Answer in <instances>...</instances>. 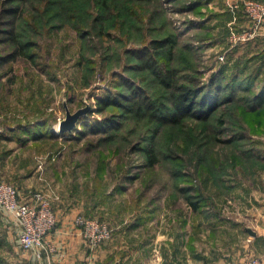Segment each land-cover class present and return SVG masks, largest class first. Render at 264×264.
Here are the masks:
<instances>
[{"label":"rangeland","instance_id":"1","mask_svg":"<svg viewBox=\"0 0 264 264\" xmlns=\"http://www.w3.org/2000/svg\"><path fill=\"white\" fill-rule=\"evenodd\" d=\"M194 1L0 0V180L20 190L29 179L23 189L45 193L54 210L77 208L75 224L79 215L107 221L111 239L95 249L85 242L91 251L112 241L119 223L149 221L156 211L179 225L186 216L195 229L205 224L203 240H212L215 225L264 226L260 53L250 58L256 54L244 44L231 49L229 16L217 21L205 2L190 9ZM11 31L29 44L25 55L15 53ZM164 38L176 42L173 52L170 44L146 52ZM147 53L162 72L177 66L181 83L222 88L224 102L207 118L160 123L155 107L169 104L170 89L141 62ZM135 93L148 102L141 111L98 102ZM86 106L75 129L59 131L67 108ZM151 146L154 165L144 151ZM236 233L238 243L233 231L223 232L227 252L240 248L242 264L264 260V230L247 246L254 235Z\"/></svg>","mask_w":264,"mask_h":264},{"label":"crops","instance_id":"2","mask_svg":"<svg viewBox=\"0 0 264 264\" xmlns=\"http://www.w3.org/2000/svg\"><path fill=\"white\" fill-rule=\"evenodd\" d=\"M243 1L204 0L203 2L205 6H209L210 12L217 21L229 16L228 20H225V32L232 35L233 31L249 30L252 33L251 38L246 41L232 42L230 47L239 49L241 45H246L247 51L250 50L256 54L250 58H255L260 53L262 66L259 69L264 74V19L259 22L254 20L244 9ZM259 1L264 2V0ZM219 3L224 5V9L220 11L216 9ZM236 3H241V5L236 7ZM251 77L255 80L257 74L252 73ZM6 154L8 153L5 152ZM19 183L23 198H31L32 193L23 189L29 186V179H23ZM152 209L154 207L150 208ZM55 212L58 222L47 236V239L55 246V250L51 253L42 249L31 252L22 251L21 227L17 219L9 213L0 215V264H17L20 260L41 264H242L241 256L239 258L236 254L237 250L240 252V248L236 249L233 245L234 250L229 247V252H227L222 247L223 232L233 231L236 234L234 240L238 243L242 234L236 232L240 231V228H244L245 231L252 228L256 231L255 238L249 241L247 239L248 242L242 238L243 246H247L263 237L261 229L264 230V226L256 230L255 227L242 223L215 225L213 227L215 235L212 240H205V238L203 240L204 234L200 231L205 229V224L195 229L193 227L195 225L190 223V216H186L182 218L179 225L170 216H168L169 221L168 219L165 221L164 213L166 212L162 211L157 214L156 211L149 221L138 220L127 226L125 223H119L114 239L94 252L87 247L80 227L74 222L79 210L56 204ZM194 237H196L195 245L190 246V239Z\"/></svg>","mask_w":264,"mask_h":264},{"label":"built area","instance_id":"3","mask_svg":"<svg viewBox=\"0 0 264 264\" xmlns=\"http://www.w3.org/2000/svg\"><path fill=\"white\" fill-rule=\"evenodd\" d=\"M240 5L241 3L235 4L236 7ZM243 5L254 20L259 22L264 19V2L244 0ZM251 35L249 30L233 31L232 42L246 41L251 38ZM0 205L18 220L21 227L20 245L24 251L31 252L42 249L51 253L55 250V246L47 239V236L55 228L57 216L45 193L35 191L31 198L23 199L15 184L0 180ZM75 221L82 228L84 240L92 249L101 246L113 235V228L107 221L85 215H79ZM17 264L41 263L20 260ZM247 264H264V260L252 257Z\"/></svg>","mask_w":264,"mask_h":264},{"label":"trees","instance_id":"4","mask_svg":"<svg viewBox=\"0 0 264 264\" xmlns=\"http://www.w3.org/2000/svg\"><path fill=\"white\" fill-rule=\"evenodd\" d=\"M204 0H195L194 3L191 5L188 3V7L192 9L195 5H201ZM153 14H156L155 11ZM14 23V22H13ZM12 29L14 27L12 26ZM11 37L13 42H15V53L25 55L29 44L27 42H23L17 39L14 35V31H11ZM13 34V35H12ZM170 44L169 51L173 52V48L176 44L170 38L164 39H153L151 44L146 47V52L150 51H157L160 48H165ZM192 52L191 50H189ZM171 57V55H170ZM141 62L145 64V66L149 67L152 70V73L157 76L160 82L168 89H170V102L167 105L166 103H160L155 107V110L161 112L162 114H157V118L159 119L160 123H168V122H180L184 117L188 115H197L202 118H207L212 114L214 109L222 104L224 101L221 100V93L220 91L223 90L222 88L219 89L215 88L211 89V92H205V89L202 87L197 86L196 84L191 86L185 83H181L179 81V70L178 67H167L164 72H162L155 64L153 53H151L146 57V61L144 58L141 57ZM255 82V80H251ZM142 90V89H140ZM264 88L262 89L261 94L258 96L259 102H263L264 98L262 94ZM138 90H136L137 92ZM143 91V90H142ZM140 93L132 94L130 98L123 99L120 96H115V94L111 95H104L98 98L99 105L101 108H106L110 105H120L119 101H122L121 107L124 108H136V110L141 111L148 102L145 100H140ZM256 98V100H258ZM125 100V101H123ZM140 100V101H139ZM126 102V103H125ZM262 105V103H260ZM254 106V105H253ZM159 129H156L158 131ZM145 154L148 156L149 165H154L159 161V157L157 156L156 150L153 146L144 148ZM194 204V203H193ZM196 208V206H195Z\"/></svg>","mask_w":264,"mask_h":264},{"label":"water","instance_id":"5","mask_svg":"<svg viewBox=\"0 0 264 264\" xmlns=\"http://www.w3.org/2000/svg\"><path fill=\"white\" fill-rule=\"evenodd\" d=\"M90 109L89 106L83 107L78 109L75 112H71L67 108V116L64 120H62L59 124V131L60 132H71L77 126V122L79 121L80 117ZM249 233L252 235H256V231L252 228H248Z\"/></svg>","mask_w":264,"mask_h":264}]
</instances>
